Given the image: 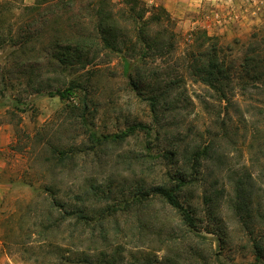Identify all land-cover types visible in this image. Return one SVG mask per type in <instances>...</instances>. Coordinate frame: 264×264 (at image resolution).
<instances>
[{"label": "rangeland", "instance_id": "rangeland-1", "mask_svg": "<svg viewBox=\"0 0 264 264\" xmlns=\"http://www.w3.org/2000/svg\"><path fill=\"white\" fill-rule=\"evenodd\" d=\"M143 1L170 12L166 36L174 47L136 60L128 74L125 53L110 49L90 54L84 65L60 66L46 51L55 27L15 48L9 37L19 43L31 14L25 5L34 0H0V264H73L92 249L116 264H264V88L237 78L247 47L264 45V0ZM118 24L131 33L126 21ZM160 29L151 24L149 34ZM210 44L229 70L228 100L195 68L196 54ZM70 81L79 88L68 97L49 94ZM152 94L164 103L158 121L146 100ZM138 123L149 129L130 132ZM210 143L212 157L180 196L196 215L195 228L159 196H134L171 185L186 156ZM70 147L71 159L59 162V149ZM166 151L175 153L171 160ZM83 201L90 211L143 202L109 218L104 240L66 218L52 244L34 241L40 224Z\"/></svg>", "mask_w": 264, "mask_h": 264}, {"label": "trees", "instance_id": "trees-1", "mask_svg": "<svg viewBox=\"0 0 264 264\" xmlns=\"http://www.w3.org/2000/svg\"><path fill=\"white\" fill-rule=\"evenodd\" d=\"M120 4L121 7L116 9V3L112 0H34L32 5H25V8L30 10L31 14L22 22L19 43L13 37H9V39L14 41L15 48L20 47L29 39L40 37L50 27H55L57 37L46 51L49 57L57 59L60 66L72 68L73 66L84 65L90 54L96 55L105 49H110L117 53H125L122 57L124 70L130 74L132 67L135 66L134 63L137 62L136 60H145L148 57L155 58L172 50L174 43L170 41L171 37L166 36L169 32L167 24L172 21V16L164 6L148 5L143 0H121ZM120 19L132 26L130 34H125L119 28ZM151 24L161 26L157 35L152 36L149 34ZM204 37L207 40L211 38L206 32ZM4 38L5 36L0 32V49L5 48ZM205 45V43L202 44V46ZM252 45L251 43L247 47V53L243 58L244 70L237 73V78L247 82V86L264 88V45L258 47ZM207 47L209 48L199 50L196 54L194 58L195 68L201 75V80L213 87L221 100H228V94L223 83L230 79L229 70L225 65V61L221 59L217 47L214 44ZM128 54L133 59H130ZM24 62L26 60L21 59L19 64ZM78 88L79 85L76 82L70 81L67 87L65 85L62 89L49 91V94L59 95L64 99ZM38 91H41V88ZM146 100L154 114V119L158 121L160 107L164 104L161 102L160 95H149ZM136 127L149 129L148 125L138 123L137 126L129 127V131L133 133ZM127 134L128 131L115 137L124 138ZM90 136L94 143L101 140L95 132L91 133ZM212 147L213 143H210L204 148L193 150L186 156L185 172L174 175V177L170 176L171 185H158L151 191H141L134 196L137 198H143L144 195L149 194L159 196L180 213L183 222L187 226L195 228V225H197L196 215L194 211L192 212L188 206L184 205L180 196H182L184 188L193 181V178L199 177L200 168L203 166L202 160L212 157ZM73 149L72 147L59 149L58 161L63 162L71 159ZM174 154V152L166 151L162 156L171 160ZM84 202H82V205L70 207L66 215H63L60 219L47 222L48 224H40L39 226H43L44 230L39 229L35 233L37 237L34 238V241L42 245L52 244L53 241L50 235L56 236L55 232L59 231L66 218L67 220L69 218L74 219L72 224L75 230L81 229L82 233L90 232L93 236L98 230L100 239L104 240L106 223L109 222V218H115L119 211L124 213L135 204L141 205L143 201H121L106 204L102 209L95 208L93 211L83 205ZM97 239H92L91 244L96 246ZM30 242L31 240L26 244H32ZM254 246L258 253L263 249L261 243L257 241ZM102 257L104 256L99 249H92L89 252L79 253L70 261L73 264H116L114 259H104Z\"/></svg>", "mask_w": 264, "mask_h": 264}]
</instances>
